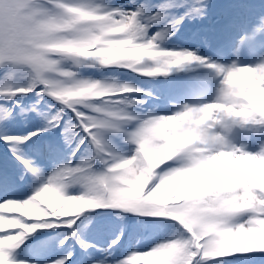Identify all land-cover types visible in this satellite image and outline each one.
Segmentation results:
<instances>
[{
    "label": "snow or ice",
    "instance_id": "1",
    "mask_svg": "<svg viewBox=\"0 0 264 264\" xmlns=\"http://www.w3.org/2000/svg\"><path fill=\"white\" fill-rule=\"evenodd\" d=\"M207 2L0 0V264H264V16L173 44Z\"/></svg>",
    "mask_w": 264,
    "mask_h": 264
},
{
    "label": "rangeland",
    "instance_id": "2",
    "mask_svg": "<svg viewBox=\"0 0 264 264\" xmlns=\"http://www.w3.org/2000/svg\"><path fill=\"white\" fill-rule=\"evenodd\" d=\"M121 2H124V0H121ZM154 2L158 3L159 0H154ZM213 4H216L218 9L217 38L213 36V32L210 27V23L212 21V17L210 16V8ZM262 7H264V0H208L207 8L205 9L206 16L199 20H186L180 27L179 32L173 38L172 43L181 47H188L190 50H194L197 46L203 48L202 40L204 39L213 45L225 40L238 39L243 31L246 28H250L258 17L264 16V8ZM202 20L203 22L201 24ZM144 87L162 89L164 85L160 83H145ZM57 141L60 142L59 135L54 137V139L50 142L51 144H44L38 149V151L43 152L45 145H57ZM28 151L31 153L33 152V149L31 148ZM3 158L5 157L1 156L0 154V164L3 165L5 170L10 169V164L12 162H3ZM41 162L44 164L45 170H47V163L45 161ZM134 221L136 223V228L135 232L133 233L132 226L134 225ZM114 222L117 223V229L114 228L113 230H118L121 226L120 221H116L112 217H99L96 221H94V238L99 241L107 240L109 235H111L113 232L111 231L112 229L110 230V233L107 232V228L109 229V226ZM123 227L125 232L128 234V239L124 242V246L125 248H131L135 244L136 238H138L141 234V227L133 218L126 219L123 222ZM40 241L43 240L35 238L33 243L39 244ZM35 252V247L29 248L26 250L25 255L31 256Z\"/></svg>",
    "mask_w": 264,
    "mask_h": 264
},
{
    "label": "trees",
    "instance_id": "3",
    "mask_svg": "<svg viewBox=\"0 0 264 264\" xmlns=\"http://www.w3.org/2000/svg\"><path fill=\"white\" fill-rule=\"evenodd\" d=\"M234 4V3H233ZM263 4V3H262ZM235 5V4H234ZM264 8V7H262ZM263 11V10H262ZM203 20L201 21V24H202ZM29 103H35L34 100L32 101H29V100H25L24 101V104L27 105ZM41 122L40 120L37 118V116L35 115V113H29V115L27 116V119L26 120H20V119H17L15 121H13L11 124H9L7 126V129H5V131H11V132H14V133H26L28 130H34L35 127L37 125H39ZM57 132H53L52 134L50 135H43L39 141H37L36 145L34 146V148L36 150H38L41 146H43L44 144H51L50 142L54 139L55 136H57ZM56 146H61L60 142L57 141V145ZM34 148H32L34 150ZM31 149V148H29ZM41 150V149H40ZM32 153V152H31ZM0 154L1 156L5 157L3 158V162L4 161H8V162H11L8 155L3 151V150H0ZM8 159V160H7ZM10 164V163H9ZM10 167L12 168L13 165L12 163L10 164ZM114 228L117 229V223L114 222L112 225L109 226V229L107 228V232H111V231H115L113 230ZM133 228V233L135 232V228H136V223L134 221V225L132 226ZM112 229V230H111ZM128 229V227H127ZM111 230V231H110ZM101 236V234H100ZM99 236V238H100ZM35 238H39V239H42V240H46L47 239V236H42V235H39V234H36Z\"/></svg>",
    "mask_w": 264,
    "mask_h": 264
},
{
    "label": "clouds",
    "instance_id": "4",
    "mask_svg": "<svg viewBox=\"0 0 264 264\" xmlns=\"http://www.w3.org/2000/svg\"><path fill=\"white\" fill-rule=\"evenodd\" d=\"M241 87H243L246 83H247V77L244 75H241L239 77H237V81H236ZM257 102L261 105L264 106V95H261L260 97H258Z\"/></svg>",
    "mask_w": 264,
    "mask_h": 264
}]
</instances>
